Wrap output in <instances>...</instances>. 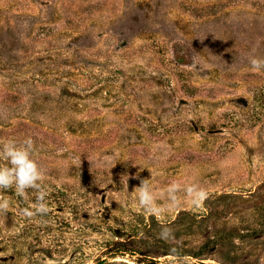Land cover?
Masks as SVG:
<instances>
[{"label":"rangeland","instance_id":"1","mask_svg":"<svg viewBox=\"0 0 264 264\" xmlns=\"http://www.w3.org/2000/svg\"><path fill=\"white\" fill-rule=\"evenodd\" d=\"M251 56L264 0H0V143L32 137L49 207L26 218L37 192L0 190V264H261ZM137 173L160 206L172 182L208 199L152 215Z\"/></svg>","mask_w":264,"mask_h":264},{"label":"clouds","instance_id":"2","mask_svg":"<svg viewBox=\"0 0 264 264\" xmlns=\"http://www.w3.org/2000/svg\"><path fill=\"white\" fill-rule=\"evenodd\" d=\"M249 64L254 71L264 70V57L251 56ZM35 142L32 137H27L21 142L8 140L0 143V190L14 189L18 196H25L28 189L37 192L36 202L31 205V210L24 209L26 218L35 216H46L49 213L48 204L45 202L47 191L41 181L44 179V171L34 159ZM140 179L139 173L131 177ZM129 179V177H128ZM138 194L139 205L148 213L159 216L166 209L179 206L178 193L183 191L194 204H201L208 199L209 193L206 189L196 184L184 188L177 182H172L166 189L167 204L160 206L149 187V179H140V185L135 187ZM10 202L0 197V215H6ZM159 238L164 241L175 240L174 232L169 227H163ZM175 252V250H173ZM116 264H123L122 260ZM132 264H135L133 261ZM264 264V260L261 261Z\"/></svg>","mask_w":264,"mask_h":264}]
</instances>
